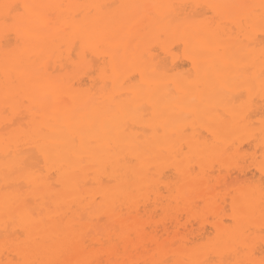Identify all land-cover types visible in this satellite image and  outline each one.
<instances>
[{"label":"bare ground","instance_id":"1","mask_svg":"<svg viewBox=\"0 0 264 264\" xmlns=\"http://www.w3.org/2000/svg\"><path fill=\"white\" fill-rule=\"evenodd\" d=\"M261 4L264 0H0V264H206L186 247L202 233L182 221V215L188 217L177 212L179 206L167 208L180 217L150 218L155 213L150 215V207L160 206L156 200L162 195L155 194L161 190L152 193L156 202L145 196L130 202L133 187L145 177V160L161 145L131 129L142 123L143 106L154 116L149 125H179L176 116L186 109L225 128L220 102L242 86L247 65L256 67L254 79L264 90ZM6 5L30 7L20 9L21 22L6 28ZM200 8L210 9L214 21L200 18ZM239 31H245V41ZM154 44L166 58L152 53ZM174 45L183 48L194 79L167 74L168 58L176 61ZM104 163L108 172L115 167L123 176L117 190L127 195L115 212L109 208L105 214L115 231H90L87 208ZM235 166L224 168L222 177L207 171L208 177L193 173V178L191 170L181 174L191 175L194 183L183 178V190L187 183L195 187L182 210L202 203L201 209L224 216L230 198L234 213L226 216L234 214L236 226L218 228L213 237L209 253L215 264H249L248 235L241 228L264 211L261 184L258 190L242 187L252 180L250 165ZM231 177L242 181L233 195L210 189ZM213 179L221 182L214 186ZM183 227L193 233H181Z\"/></svg>","mask_w":264,"mask_h":264},{"label":"rangeland","instance_id":"2","mask_svg":"<svg viewBox=\"0 0 264 264\" xmlns=\"http://www.w3.org/2000/svg\"><path fill=\"white\" fill-rule=\"evenodd\" d=\"M200 9L202 10V11H199V13L202 12L201 14H199L200 18L214 21L213 19L215 18L214 17L215 15L212 13L210 9H207V8H200ZM244 34H245V31H239L237 33L238 38L242 40L244 39L243 41H245L246 39H245ZM5 39H7L8 42H11L13 46L14 39L11 34L9 35L7 34V38L5 36ZM7 41L5 40L6 43L4 42L3 43L7 44ZM259 46H256V47H259ZM152 53L155 54V56L159 59L160 58L162 59L165 56L160 50V48L155 44L152 49ZM184 54L185 53L183 51V48L180 45H174L172 48V56L175 57L176 61L174 63H171L170 59L172 58L170 56H169L170 58L167 57L168 58L167 60L168 72L167 71L166 72L171 77L180 76L184 80L190 81L194 79V74H193L194 72H193L192 65L190 64L189 61L185 59ZM256 74H257L256 67L253 66L252 64L247 65L244 72L242 73L240 77V80L242 81V84H241L242 86H238L237 91L235 89L234 93L228 94L224 98V100L220 102L219 107L222 109L223 111L222 114L224 115V119L226 120V123H227L225 128H215L214 126H212V124L211 125L208 124L206 120L202 118L201 115H199L198 113L190 111V110H186V109L183 111H180L176 116L179 121V125H176L174 127L173 126L169 127L167 125L159 126V124L149 125L150 123H152L153 121L152 118H154V116L147 110L148 108L146 106H143L142 108H140V110L142 111V123L138 124L137 127L131 129L134 133L138 135L143 134L148 137L157 138L158 140L161 141V145L159 146V149L157 147L158 150L154 151V153L148 156V158L145 160L144 162L145 177L140 182V185L133 187V191H131V195H130L131 197L130 202L131 200H133V202L134 201L138 202V200L140 201L144 196H145V199L149 198L148 202L150 203L156 202V201H158V203L160 202V204H158L160 206H157V203H156L152 207H150V209H153V211L150 212L151 213L150 215H152V213L155 211V213H153L155 216L154 215L153 217L149 216L151 219H154V218L157 219L154 221H159V219L162 220L163 217L167 219L168 217L166 218V216L167 215L171 216L173 215V213L174 215L175 214L177 215V212H181L182 214L186 212L185 214H187L186 216L188 218L184 217L185 215H182V217H180L181 213L180 215L178 213L179 216L178 215L177 216L180 217L182 221H184V219H187L188 224L186 223V225H188V227L190 226V228L193 229L192 230L193 232L196 231L197 233H202L201 235L194 238L191 242H188L186 247L192 249V251L194 252L193 254L197 255L196 257H198V260L206 264H215L216 260L214 259L213 256H210L209 252L212 249L211 246L213 245V243H215L214 242L215 238L213 239V237L216 235V233L220 232L219 229H222L224 227H228L229 230H230V227L235 228L236 223L234 221V217H232V215L234 216V214L228 217L226 216V214H229L230 212L234 213V209L232 208L230 204H227V202L230 199L228 197L226 200L227 202H226L225 209H223L225 210L223 211L224 216L222 215L223 214L222 212H221L222 214L218 213L219 217L221 215V218L219 219H220V222L221 221L222 222L221 223L219 222L220 224L218 223L219 219L217 218L218 217L217 214H215L214 216V213L212 210L208 208L207 209L202 208L203 210L201 209V207L203 206L202 203H200L199 205L201 207H199L197 204L196 208H192V210L191 209L187 210L185 208L186 211L183 209L184 210L183 212V210L181 209V207L183 208V201H185L187 196L188 197L190 196V194L192 193L191 190L195 187L194 185H191V184H189L190 186L187 187L186 185L188 183L186 182L187 184H185L184 186L187 188V191L185 189L183 190L182 184L185 183L184 182L185 180H187L188 182L191 181L192 184L194 183L192 182V178H190L191 175L190 176L187 175L186 177L184 175L182 176L181 174H184V173L188 174L191 170L193 178L195 176H196L195 178H198L197 176L199 177L207 176L208 177L210 173H213L210 175H215V173L216 174L219 173L218 175L222 177V175L227 170H229L231 167H234L235 165L238 166V164H240L241 166L243 165L244 167H248V165H250V168H247V171L248 169H250L251 171L247 173L250 174L248 177H252L251 178L252 180L250 179L251 181H249L247 179V182H246V184H249V185H244L245 184L244 182H243L244 184H242V181H240L241 183H239L238 180H235L231 177V178H226V180L222 182H221V179L220 180L218 179L219 182L221 183L217 186V188L216 187L212 188L211 186L210 189L211 190L214 189L212 190L214 192L218 190L217 192L219 193H215L217 195L220 194V191L222 192L226 191L227 193L232 191L233 193L232 192L231 194L229 193L230 195L228 194V196L233 195L237 191L236 189H241L242 185H243L242 187L249 186L250 188H254L256 190H258V188L261 189L263 187V190H264V174H263L264 173V157H263L264 156L263 155L264 154V90H260L257 87V83L254 79ZM25 104L26 102H24L23 105ZM23 108L24 107H22V109ZM227 109L231 110L230 113L227 111ZM189 146H191V151H189ZM181 147H183L184 149L183 151L180 150ZM133 161L134 163L136 162L135 160ZM212 165L213 167L214 166L215 167L213 168ZM189 166L191 169L189 168ZM208 166H210L209 169L211 168L213 169L211 170L210 173L208 172L209 171L207 168ZM259 166L261 170L263 171V173L262 171L260 172ZM183 167L187 169L188 172L186 170L184 171ZM224 168L226 169V171H224L225 170ZM256 168L258 169L260 173L256 170ZM235 169L236 168H234L233 170L235 171ZM180 170L184 172L182 173L180 172ZM230 170L232 171V168ZM200 171L204 172L203 174H205V172L207 171L209 174L207 175V172H206V174L202 176L203 174ZM193 173L195 174V176L193 175ZM198 173H201V174L199 175ZM183 178H185V180H183ZM188 179H190V181ZM256 179L261 182L257 181ZM218 180H217V183H218ZM173 181L175 183H172ZM176 181L178 182L177 184H176ZM212 181H214V179L211 180L210 182L212 183V185L215 186L217 183L212 182ZM168 182L169 184L171 183L170 185H168L169 187L166 186ZM252 182L256 184H254L253 186ZM260 184L262 187L260 186ZM93 185L95 184L94 183L92 184V187L94 188ZM191 186L193 187L190 190ZM155 189L157 192L161 190L160 192L161 194L160 193L155 194L156 198L158 197L157 195H162L159 198H157V200L156 198H154L155 196L153 195L154 194L153 191ZM167 189L170 191H168ZM179 189L180 191H182V194L184 192L183 194L184 198L181 192L178 191ZM93 190L95 191V188ZM263 190H258V191L260 193H264ZM166 194L168 195L169 200H170V196H171V199L174 198L173 202L171 200L172 202L171 204L169 203L168 199H166L167 198ZM149 196L153 197L154 201L153 199L151 201ZM163 196L164 197L166 196L165 199H163L164 198ZM172 196L174 197L172 198ZM161 200H166L164 201V203L165 202L167 203V201L168 203L166 205L162 204L163 201L161 203ZM178 201H182L181 202L182 205ZM175 202L179 203V205ZM161 204L164 207L166 206L165 208L168 210L164 209V207H161ZM171 205L175 207L174 209H171V211L175 209L176 211L179 209V211L177 212L173 211L171 213L169 209L170 207H172ZM156 206L158 208L159 207L163 208L165 211L159 208V211L157 212L156 210L158 208ZM167 206L169 208H167ZM178 206L179 208L177 209ZM154 207L157 209H155ZM193 209H196L195 212ZM162 210L167 214L160 212ZM168 211L170 214H168ZM188 211L192 214L194 213V215L189 214ZM261 213L257 215V217L255 216L253 218L254 219L253 222L249 221L250 223L249 222L248 224L245 223L246 225L243 224L244 228H243V225L241 228L243 229L242 230L243 232L241 233H247L248 235L249 264H259L261 256L264 255V219H263L264 211ZM231 218L233 219V222ZM105 220L111 223L106 215H105ZM189 221L191 222V224H189L190 223ZM202 221L204 223V224L202 223L203 226L201 225ZM212 221L215 224L212 223ZM197 222L203 228L202 227L199 228L200 225L197 227L198 225ZM86 229L90 231L97 230L96 226L92 224H89ZM180 229H182L181 233L191 232V230H189L187 227H186L187 230L184 229V227ZM198 230L200 231L198 232ZM234 231L235 230H233V232ZM237 233H240V232H237ZM236 250L240 252L241 247L236 246ZM231 255L233 254L231 253ZM231 258L232 257L228 259L231 260ZM228 259L226 261L229 262L230 260ZM230 262H232V260Z\"/></svg>","mask_w":264,"mask_h":264},{"label":"snow or ice","instance_id":"3","mask_svg":"<svg viewBox=\"0 0 264 264\" xmlns=\"http://www.w3.org/2000/svg\"><path fill=\"white\" fill-rule=\"evenodd\" d=\"M7 12L5 14L4 25L7 28L10 24H16L23 20L24 13L20 11L21 8H29V5H6ZM261 13L259 15V23L264 25V4H261ZM14 13H19L18 16H13ZM255 21L249 20L251 25ZM244 21H241V26L244 25ZM261 88L264 89V71L261 72ZM75 142V139L74 141ZM183 151V147L180 149ZM191 151V146H189ZM21 168L24 165L21 163ZM109 165L104 163L102 165V173L96 177L99 187L92 196L91 203L88 205L87 211L92 215V219L88 222L95 225L98 232H111L115 231V225L105 220V214L110 208L112 212H115L117 202H122L124 196L127 195L123 190H117V186L123 182V176L118 173V170L113 167L112 172H108ZM96 187V185H93ZM243 264V262H241ZM259 264H264V255L261 256Z\"/></svg>","mask_w":264,"mask_h":264}]
</instances>
